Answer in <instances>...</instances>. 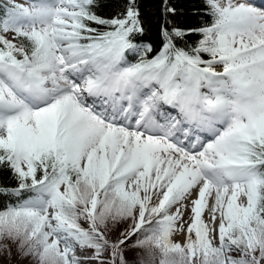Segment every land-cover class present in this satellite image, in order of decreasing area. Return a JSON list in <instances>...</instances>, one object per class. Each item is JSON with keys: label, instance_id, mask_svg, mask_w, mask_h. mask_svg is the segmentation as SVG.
Segmentation results:
<instances>
[{"label": "snow or ice", "instance_id": "snow-or-ice-1", "mask_svg": "<svg viewBox=\"0 0 264 264\" xmlns=\"http://www.w3.org/2000/svg\"><path fill=\"white\" fill-rule=\"evenodd\" d=\"M201 4L0 0V255L264 264V0Z\"/></svg>", "mask_w": 264, "mask_h": 264}, {"label": "trees", "instance_id": "trees-1", "mask_svg": "<svg viewBox=\"0 0 264 264\" xmlns=\"http://www.w3.org/2000/svg\"><path fill=\"white\" fill-rule=\"evenodd\" d=\"M145 21L146 42H151L154 48L159 49L161 41L159 37L160 26L166 18L163 13L165 0H138ZM168 4L176 8V16H168L173 23L181 27H196L208 21V17L199 16L196 10L202 7L201 0H167ZM103 7L98 11L105 17H111L119 11L125 0H101ZM197 37L189 38V42H195Z\"/></svg>", "mask_w": 264, "mask_h": 264}, {"label": "rangeland", "instance_id": "rangeland-1", "mask_svg": "<svg viewBox=\"0 0 264 264\" xmlns=\"http://www.w3.org/2000/svg\"><path fill=\"white\" fill-rule=\"evenodd\" d=\"M119 235V231L117 232H114L111 236L112 239H115L117 236ZM175 239L177 240H182L183 237L182 236H177L175 237ZM137 253L140 255V256H145L146 257V252L144 249H137L135 251H127L125 253V255L127 256V258L129 260H133L136 258L137 256ZM0 264H29V261L28 260H23L21 261L20 259L16 258V257H13L12 259H8L7 255L4 254V255H0Z\"/></svg>", "mask_w": 264, "mask_h": 264}]
</instances>
